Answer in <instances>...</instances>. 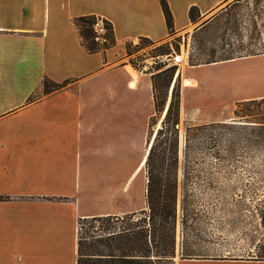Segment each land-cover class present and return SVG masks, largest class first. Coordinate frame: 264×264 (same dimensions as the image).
<instances>
[{
	"label": "crops",
	"instance_id": "crops-1",
	"mask_svg": "<svg viewBox=\"0 0 264 264\" xmlns=\"http://www.w3.org/2000/svg\"><path fill=\"white\" fill-rule=\"evenodd\" d=\"M228 1L167 0L174 33L212 21ZM87 15L112 24L113 46L85 48L75 20ZM169 36L160 0H0V264H77L80 219L147 209L145 159L156 110L151 74L129 63L126 44ZM259 58L188 64L185 78L196 82L184 85L181 120L199 104L215 115L220 106L264 97ZM234 77L241 81L235 90ZM46 78L66 85L46 92ZM181 164L182 157L180 180Z\"/></svg>",
	"mask_w": 264,
	"mask_h": 264
},
{
	"label": "trees",
	"instance_id": "trees-1",
	"mask_svg": "<svg viewBox=\"0 0 264 264\" xmlns=\"http://www.w3.org/2000/svg\"><path fill=\"white\" fill-rule=\"evenodd\" d=\"M262 1L264 3V0ZM160 2L169 34L172 35L174 33L172 12L167 0H160ZM225 10L223 8L220 15ZM189 16L190 20L195 22L200 17L198 8L191 7ZM97 19H101L107 29L104 42L95 40L96 34L93 26ZM210 22L202 23L196 32H203ZM75 25L82 44L89 52L104 51L115 44L112 24L106 19L95 15L81 16L76 18ZM196 32L193 34V42L188 56L189 65L211 64L264 53V49L255 53H236L226 50L224 46L218 47L215 43H211L210 48L203 46V42L197 45L198 33L196 34ZM139 39L149 44L157 43L147 37ZM222 41H224L223 38ZM132 42L129 41L126 44L129 63L142 71L137 68L133 58V54L138 49L132 48ZM224 44L226 43L224 42ZM174 49L179 52L180 44L177 43ZM159 55H172V49H162ZM166 65L167 63L163 64L164 67ZM176 71L177 65L166 68L157 67V72L151 75L156 113L150 119L148 134L150 147L147 148L145 160L147 209L141 211L140 216L131 215L129 221L117 230L109 227L104 229L101 234L92 236L82 235L81 224L83 221H100L112 219L114 216L80 219L77 264H175L178 198L180 195L182 250L184 252L186 229L191 227L192 220H196L194 216L197 215L199 206V197L191 193L194 190L193 186L198 184V187H202L199 181L210 176L204 171L205 167L202 165H205L208 160H215L219 172H221L227 163L245 159L246 156L243 157V153L250 154L253 151L263 150L264 97L238 101L233 121L185 125L180 180L181 92L180 74L176 75ZM65 85L66 82L56 83L47 78L43 83L46 92L60 90ZM167 104L168 108L165 111ZM160 120L161 125L154 129V125H157ZM239 145H243L245 149L240 148ZM254 207L264 228V202H257ZM136 216L137 218L133 219ZM115 218L118 219V217ZM255 247L256 258L251 260L264 261V241ZM181 258L193 257L184 256L183 253ZM213 259L247 260L243 258Z\"/></svg>",
	"mask_w": 264,
	"mask_h": 264
},
{
	"label": "rangeland",
	"instance_id": "rangeland-1",
	"mask_svg": "<svg viewBox=\"0 0 264 264\" xmlns=\"http://www.w3.org/2000/svg\"><path fill=\"white\" fill-rule=\"evenodd\" d=\"M221 8L226 10L220 15ZM221 8L217 10L215 18L203 32L198 33L195 29L187 34L173 33L166 40L153 44L146 43L139 38L134 40L132 48L138 49L133 54L137 68L152 75L157 72V67L166 68L177 65L176 75L180 74L179 87L182 99V91L186 85L184 80L190 69L188 56L195 32L198 33L197 45L203 42V46L208 48L212 46L211 43H215L218 47L224 46L226 50L236 53H255L264 49V3L262 0H230ZM227 21L228 24H226ZM177 43L180 44L179 52L174 49ZM165 48H171L172 55H159ZM185 54L187 55L186 61L185 57L181 62L175 60L178 55L184 56ZM256 55L260 56L258 63L264 69V53L250 56ZM164 63H167L165 67ZM241 68L242 65H239L235 67V70L239 71ZM239 79L238 77L233 78L234 90L241 85ZM199 86L196 83L195 88L198 89ZM236 103L220 106L221 109L215 115H213V110L210 111V108L207 109L203 104H199L195 112L193 110L188 112V117L183 115L180 125L181 134L184 133L185 125L235 120ZM160 125L159 121L157 125H154V129L159 128ZM239 147L245 149L243 145ZM182 148L183 139L181 138L180 157L183 156ZM263 150L253 151L250 154L240 153L246 158L227 163L221 172L215 160H208L205 165H202L205 167L204 171L210 176L199 181L202 187H198V184L193 186L194 190L191 193L199 197V206L197 215L194 216L196 220H192L191 227L186 229L184 252L182 250L181 199L180 196L178 198L177 232L181 238H178L177 242L181 249L176 250V257H181L184 253V256L195 258H243L247 260L256 258L255 246L264 241V228L254 207L257 202H264ZM129 219L130 217L126 216L118 217V219L113 217L100 221H83L81 233L83 236H92L101 234L109 227L117 230ZM216 264H264V261L223 260Z\"/></svg>",
	"mask_w": 264,
	"mask_h": 264
},
{
	"label": "built area",
	"instance_id": "built-area-1",
	"mask_svg": "<svg viewBox=\"0 0 264 264\" xmlns=\"http://www.w3.org/2000/svg\"><path fill=\"white\" fill-rule=\"evenodd\" d=\"M94 31H95V40L98 42H104L105 41V33L107 32V29L101 19H97L96 23L94 24Z\"/></svg>",
	"mask_w": 264,
	"mask_h": 264
},
{
	"label": "bare ground",
	"instance_id": "bare-ground-1",
	"mask_svg": "<svg viewBox=\"0 0 264 264\" xmlns=\"http://www.w3.org/2000/svg\"><path fill=\"white\" fill-rule=\"evenodd\" d=\"M184 59V56H183V58H182V56H177L176 57V61H178V62H181L182 60ZM196 81L195 80H192V79H185L184 80V83L186 84V85H188V86H190L191 84H193V83H195Z\"/></svg>",
	"mask_w": 264,
	"mask_h": 264
},
{
	"label": "water",
	"instance_id": "water-1",
	"mask_svg": "<svg viewBox=\"0 0 264 264\" xmlns=\"http://www.w3.org/2000/svg\"><path fill=\"white\" fill-rule=\"evenodd\" d=\"M167 108H168V104L166 105V107H165V111L167 110ZM164 111V112H165ZM162 120V119H161ZM161 120H160V122H161ZM183 149V148H182ZM182 149H181V152H182Z\"/></svg>",
	"mask_w": 264,
	"mask_h": 264
}]
</instances>
